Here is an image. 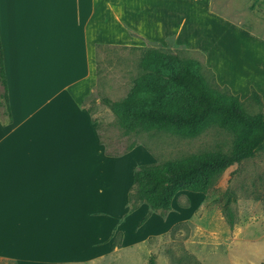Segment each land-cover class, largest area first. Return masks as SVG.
<instances>
[{
    "label": "crops",
    "instance_id": "crops-1",
    "mask_svg": "<svg viewBox=\"0 0 264 264\" xmlns=\"http://www.w3.org/2000/svg\"><path fill=\"white\" fill-rule=\"evenodd\" d=\"M147 3L0 0L10 103V115L0 108V257L17 264H39L47 261L39 258L44 254L51 257L48 264L68 261V216L85 218L80 236H75L77 231L72 236L79 238L75 253L80 257L91 256L86 255L88 249L92 255L102 252L115 233L122 232L126 244L137 235L138 221L152 209L147 203L134 211L128 208L139 165L134 160L143 158L144 150L109 155L98 124L80 100L97 85L93 49L123 43L117 30H146L148 19L161 30L168 16L179 9L187 14L192 4ZM164 4L165 18H157ZM129 157L134 165L123 172ZM188 194L193 205L203 195L192 191L177 195ZM175 214L160 217L166 228L178 220Z\"/></svg>",
    "mask_w": 264,
    "mask_h": 264
},
{
    "label": "rangeland",
    "instance_id": "rangeland-1",
    "mask_svg": "<svg viewBox=\"0 0 264 264\" xmlns=\"http://www.w3.org/2000/svg\"><path fill=\"white\" fill-rule=\"evenodd\" d=\"M191 2L187 14L179 9L178 14L168 16L161 30L155 29L158 25L148 19L146 30H117L116 34L124 37L123 43L116 41L93 49L97 85L80 101L98 124L107 153L119 156L143 148V158L134 160L139 161L134 171L145 164H160L195 153L230 152L235 141L233 132L217 125L189 138L159 129L130 128L126 124L123 110L133 104L135 85L150 72L145 65L153 57L179 56L194 66L211 87L238 95L249 113H264V0ZM165 6L158 11L157 18L165 16ZM253 91L260 94V102ZM129 162L123 172L134 165L130 157ZM132 182L129 210L146 203L137 198L133 177ZM197 198L193 205L190 194L177 195L170 210L148 209L138 221L137 235L130 242L126 244L122 232L115 233L102 252L92 255L93 250H86L89 257L75 253L79 238H72L75 231V236H80L85 218L68 216V261L52 264H148L151 259L158 264L264 262V144L253 156L217 175L207 193ZM172 212L178 220L166 228L168 225L160 217L166 218ZM152 215L154 219L149 218ZM148 223L152 230L147 231ZM39 258L51 259L46 254ZM47 261L39 264H48ZM0 264L17 263L0 257Z\"/></svg>",
    "mask_w": 264,
    "mask_h": 264
},
{
    "label": "trees",
    "instance_id": "trees-1",
    "mask_svg": "<svg viewBox=\"0 0 264 264\" xmlns=\"http://www.w3.org/2000/svg\"><path fill=\"white\" fill-rule=\"evenodd\" d=\"M145 67L150 72L137 81L133 104L123 110L130 128L159 129L193 138L217 125L235 134L230 152L195 153L160 164H145L134 171L137 198L152 209L170 210L179 192L207 193L217 175L256 153L264 144V113H249L238 95L211 87L194 66L179 56L153 57ZM253 96L261 101L257 91ZM0 108L10 115L1 35ZM136 208L131 206L130 211ZM148 264L158 263L151 259Z\"/></svg>",
    "mask_w": 264,
    "mask_h": 264
}]
</instances>
